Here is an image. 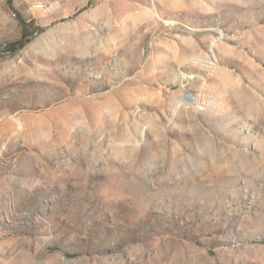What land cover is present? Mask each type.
Segmentation results:
<instances>
[{"label":"rangeland","instance_id":"374dc122","mask_svg":"<svg viewBox=\"0 0 264 264\" xmlns=\"http://www.w3.org/2000/svg\"><path fill=\"white\" fill-rule=\"evenodd\" d=\"M0 264H264V0H0Z\"/></svg>","mask_w":264,"mask_h":264}]
</instances>
